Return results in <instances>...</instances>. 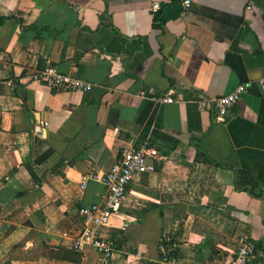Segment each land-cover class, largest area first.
<instances>
[{"label":"crops","instance_id":"1","mask_svg":"<svg viewBox=\"0 0 264 264\" xmlns=\"http://www.w3.org/2000/svg\"><path fill=\"white\" fill-rule=\"evenodd\" d=\"M0 19V264H229L244 242L264 264V0H0ZM47 62L92 89L32 79ZM143 142L154 169L97 230L112 256L74 248L104 192L82 175Z\"/></svg>","mask_w":264,"mask_h":264},{"label":"built area","instance_id":"2","mask_svg":"<svg viewBox=\"0 0 264 264\" xmlns=\"http://www.w3.org/2000/svg\"><path fill=\"white\" fill-rule=\"evenodd\" d=\"M179 1L184 5L188 4V0ZM158 8L159 3L154 2L152 9L156 11ZM32 79L39 80L48 86H66L81 90L92 89L91 83L81 78L68 77L48 62L39 72L32 74ZM260 83L263 84V81ZM250 85V82H241L230 92L213 97L210 100V105L214 120L225 122L229 108L241 98ZM157 98L164 102H172L174 100L170 92L161 94ZM158 155V151L154 146L148 142H143L135 147L124 148L121 158L101 177L94 172L82 175V185L88 177L100 178L104 183V192L98 202L79 208L82 228L73 237L74 248H81L84 244H90L96 249L102 260L106 261L112 256L115 249L114 242L98 235L97 230L108 225L112 216L117 214L122 198L133 177L141 173L151 172L154 169L153 161ZM256 253V244L254 242H244L240 245L229 264H245Z\"/></svg>","mask_w":264,"mask_h":264},{"label":"water","instance_id":"3","mask_svg":"<svg viewBox=\"0 0 264 264\" xmlns=\"http://www.w3.org/2000/svg\"><path fill=\"white\" fill-rule=\"evenodd\" d=\"M22 88V90L24 89V87L20 86Z\"/></svg>","mask_w":264,"mask_h":264},{"label":"trees","instance_id":"4","mask_svg":"<svg viewBox=\"0 0 264 264\" xmlns=\"http://www.w3.org/2000/svg\"><path fill=\"white\" fill-rule=\"evenodd\" d=\"M1 20V19H0Z\"/></svg>","mask_w":264,"mask_h":264}]
</instances>
